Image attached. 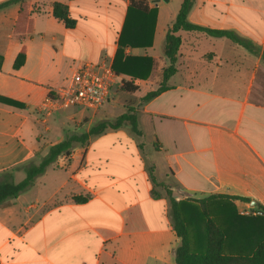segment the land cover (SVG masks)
<instances>
[{"label": "crops", "instance_id": "0c3cea01", "mask_svg": "<svg viewBox=\"0 0 264 264\" xmlns=\"http://www.w3.org/2000/svg\"><path fill=\"white\" fill-rule=\"evenodd\" d=\"M133 1L158 10L152 45L125 49L154 60L149 78L134 80L142 136L122 126L90 138L1 207L0 264H176L181 239L171 198L239 196L250 200H233L240 214L264 215V0H192L189 22L234 31L256 52L180 30L177 71L169 89L149 101L144 96L158 89L170 65L163 45L183 0H26L33 29L23 39L14 33L22 5L0 9V97L24 106L0 102V174L11 171L22 181L26 163H39L51 146L94 125L85 108L43 119L37 107L72 74L60 77L62 69L85 61L112 65ZM56 2L68 6L73 29L53 16ZM94 36L103 38L95 60L70 65L72 51ZM22 49L24 63L15 67Z\"/></svg>", "mask_w": 264, "mask_h": 264}, {"label": "trees", "instance_id": "16d2710c", "mask_svg": "<svg viewBox=\"0 0 264 264\" xmlns=\"http://www.w3.org/2000/svg\"><path fill=\"white\" fill-rule=\"evenodd\" d=\"M26 0H8L0 4V9L12 4H21L22 8L14 26V33L18 39L25 38L32 32L33 22L25 9ZM192 7V0H183L175 23L168 31L163 53L169 59L170 65L164 69L163 82L157 90L148 92L143 101H149L160 93L169 89L167 82L177 69L176 56L181 45V38L177 35L180 30L200 31L209 36L228 38L243 46L251 53L256 52L255 44L234 31L210 29L188 21V14ZM53 16L62 22L66 28L76 26L69 13L67 5L56 2L53 5ZM158 16L157 8L133 1L127 9L123 30L118 40V48L112 62V68L119 78L122 90L135 92L138 86L134 80H147L152 72L154 60L149 56H132L125 53L126 48L150 47ZM25 50L22 49L15 63V67L23 65ZM264 61V53L262 55ZM3 57L0 56V67ZM123 76L131 80L123 79ZM0 102L9 106L22 108L23 104L12 99L0 97ZM129 126L132 132L142 136L138 127L135 109L128 111L115 120H103L93 125L90 130L82 134H72L51 146L47 155L39 163L29 162L23 168L26 177L15 182L13 173L6 171L0 174V208L17 199L29 190L36 179L43 175L48 167L59 157L69 156L73 149L86 144L90 138L102 135L108 129H119ZM151 176L156 183L153 169ZM76 202H84L86 198L76 196ZM233 200L250 201L239 196L211 195L198 200L177 202L171 198L173 226L181 239L180 246L175 249L176 264H264V215L240 214Z\"/></svg>", "mask_w": 264, "mask_h": 264}, {"label": "built area", "instance_id": "2783aa9c", "mask_svg": "<svg viewBox=\"0 0 264 264\" xmlns=\"http://www.w3.org/2000/svg\"><path fill=\"white\" fill-rule=\"evenodd\" d=\"M119 78L107 61H85L37 107L43 119L70 107L98 109L110 103Z\"/></svg>", "mask_w": 264, "mask_h": 264}, {"label": "rangeland", "instance_id": "374dc122", "mask_svg": "<svg viewBox=\"0 0 264 264\" xmlns=\"http://www.w3.org/2000/svg\"><path fill=\"white\" fill-rule=\"evenodd\" d=\"M86 39H87L86 41L84 42L82 41L81 43H79L81 45V48L79 46L75 51L74 50L72 51V53H74L75 55L74 57L75 62H72L70 65L73 66V64L75 63L78 64V61L82 59L95 60L97 51L99 49V44L101 43L103 38L94 36ZM68 53L70 54V52ZM103 56L106 58L107 54H104ZM71 73H72L71 70H67L66 68H64L62 69V73L60 77H65L66 75ZM133 93L134 92H126L122 90L121 83H117V85L114 87V89L110 94V99L113 100V102H111V104L109 105L114 107L113 111L106 112L107 108H111L109 105L104 106L103 108H99L98 110L85 108L84 110L86 112V115L91 116L90 118L94 119L95 121L94 125L103 120H115L117 117L120 116L122 111L120 110L122 108L117 106H123V110L126 112L130 108L135 109V105L137 104L138 100L136 94ZM101 118L103 120H101ZM80 124L82 125L83 122ZM168 185L174 186L175 184L171 180H168Z\"/></svg>", "mask_w": 264, "mask_h": 264}, {"label": "water", "instance_id": "95a60500", "mask_svg": "<svg viewBox=\"0 0 264 264\" xmlns=\"http://www.w3.org/2000/svg\"><path fill=\"white\" fill-rule=\"evenodd\" d=\"M253 204H255V202H253Z\"/></svg>", "mask_w": 264, "mask_h": 264}]
</instances>
